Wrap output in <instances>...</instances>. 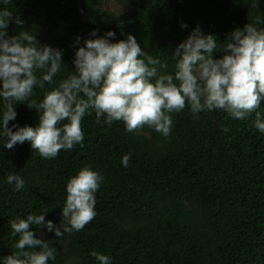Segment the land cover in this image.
<instances>
[{"label": "trees", "instance_id": "1", "mask_svg": "<svg viewBox=\"0 0 264 264\" xmlns=\"http://www.w3.org/2000/svg\"><path fill=\"white\" fill-rule=\"evenodd\" d=\"M118 3L107 9L104 0H0V9L23 20V30L41 45L62 50L57 83L74 70V52L94 38L93 30L98 36L113 31L112 42L133 35L149 55L168 64L161 72H172L176 46L196 26L219 42L247 23L264 28V0ZM20 30L10 22L7 33ZM54 86L45 82L29 100L15 102L17 115L9 126H36L38 112L27 104L39 103ZM256 112L264 118V100L245 119L221 109L194 115L186 104L171 114L165 137L147 125L129 132L122 121L108 125L102 116L98 122L93 111L81 120L82 143L54 158L41 157L28 142L0 147V259L19 251V234H12L9 223L15 217L42 213L61 223L66 182L87 166L103 177L95 193L96 216L60 237L29 226L55 249L48 264H98L92 250L110 256L111 264H264V133L254 127ZM124 154H130L127 167L120 162ZM11 173L25 180L22 189L6 182Z\"/></svg>", "mask_w": 264, "mask_h": 264}, {"label": "clouds", "instance_id": "2", "mask_svg": "<svg viewBox=\"0 0 264 264\" xmlns=\"http://www.w3.org/2000/svg\"><path fill=\"white\" fill-rule=\"evenodd\" d=\"M10 22L22 30L8 35ZM23 24L8 9H0V147L5 149L28 142L41 157L54 158L60 150L82 143L81 120L93 111L98 122L102 116L108 125L122 121L129 132L147 125L167 137L173 123L171 114L186 104L194 115L221 109L234 119H245L264 100V28L253 23L235 28L223 42L194 27L171 56L175 61L172 72H161L168 64L149 55L133 35L112 42L113 31L98 36L93 30L89 36L94 38L84 39L74 52V70L58 83L54 77L64 67L62 50L41 45L32 31L23 30ZM179 26L187 27L185 23ZM74 44H80L79 36ZM217 52L222 55L214 58ZM45 82L55 86L39 103L33 100L27 104L38 112L37 125L9 126L17 115L15 102L29 100L34 87L44 88ZM256 117L254 127L264 133V118L259 112ZM61 121L66 123L61 125ZM129 160L130 154H124L121 165L127 167ZM102 180L87 166L68 178L58 226L45 220L42 213L12 219V234H19L14 247L19 251L0 259V264H48L54 260L55 249L29 226H41L56 237L81 230L97 214L95 193ZM6 182L15 190L25 185L15 173L7 175ZM89 254L98 264H111L106 254L95 250Z\"/></svg>", "mask_w": 264, "mask_h": 264}, {"label": "rangeland", "instance_id": "3", "mask_svg": "<svg viewBox=\"0 0 264 264\" xmlns=\"http://www.w3.org/2000/svg\"><path fill=\"white\" fill-rule=\"evenodd\" d=\"M118 0H104V5H105V8L107 9H112L114 7H117L118 6ZM46 36V32H43L41 35H40V38H44Z\"/></svg>", "mask_w": 264, "mask_h": 264}]
</instances>
